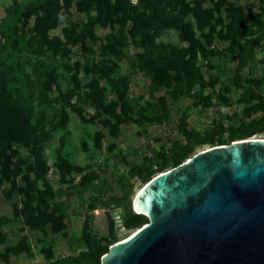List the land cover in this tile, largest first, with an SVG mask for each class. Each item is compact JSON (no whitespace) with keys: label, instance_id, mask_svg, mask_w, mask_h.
Instances as JSON below:
<instances>
[{"label":"rangeland","instance_id":"1","mask_svg":"<svg viewBox=\"0 0 264 264\" xmlns=\"http://www.w3.org/2000/svg\"><path fill=\"white\" fill-rule=\"evenodd\" d=\"M13 1L27 0H0V44L20 60L25 82L11 104L0 77V264L84 255L99 264L111 244L147 221L134 211L132 225L107 198L120 196L127 181L133 198L141 183L128 168L149 156L150 145L199 137L196 153L264 138V107L231 81V42L259 31L260 0H149L137 23L122 14L121 0H39L40 21L29 16L19 33L2 30ZM55 12L69 23L57 24ZM142 25L161 61L145 54ZM22 34L67 51L30 52ZM242 76L264 93L263 44Z\"/></svg>","mask_w":264,"mask_h":264},{"label":"water","instance_id":"2","mask_svg":"<svg viewBox=\"0 0 264 264\" xmlns=\"http://www.w3.org/2000/svg\"><path fill=\"white\" fill-rule=\"evenodd\" d=\"M131 204L147 221L99 264H264V138L196 152L154 175Z\"/></svg>","mask_w":264,"mask_h":264},{"label":"trees","instance_id":"3","mask_svg":"<svg viewBox=\"0 0 264 264\" xmlns=\"http://www.w3.org/2000/svg\"><path fill=\"white\" fill-rule=\"evenodd\" d=\"M264 6V0H260ZM151 6L149 0H137L136 3H132V0H121V12L126 19L131 20L135 23L142 21L146 18V10ZM39 0H27L25 2L13 1L11 7L7 9L6 15L3 19L2 30H6L10 26L13 31L19 33L20 26L26 24V19L35 15L37 21H40L41 14ZM54 21L57 24L69 23L66 18L56 12L52 14ZM63 17V19H61ZM71 29V42H74L77 38V34ZM140 44L145 52V54L153 61H161V58L153 54L149 47V38L147 33V27L141 26L140 28ZM22 39L24 40L23 46L27 48L28 51L37 52H48L51 55H55L59 52L63 53L67 50L62 48L57 50L56 45L51 44L42 37L40 44H34L29 38H25V34H22ZM264 45V9H263V19L260 23V28L257 33L244 38L242 43L237 44L236 42H231V46L235 49V59L236 63L231 69V81L241 92L249 99L255 100L260 106L264 107V93L259 89L251 86L242 76V72L245 70L251 56L254 54L255 50ZM8 45L0 44V77L2 78V92L3 97L6 101L11 104L15 103L20 94L22 93V86L25 82L24 72L21 70V62L17 56L14 54L7 55L6 47ZM59 51V52H58ZM221 73V71H218ZM232 139H230L231 141ZM206 141V140H205ZM208 141H213L212 139ZM202 142L199 137L196 138H186L183 142L180 139H167L166 146H160V148H155L153 146H148L149 156H147L143 162L140 164H134L128 168V178H138L141 186L147 183L154 175L167 170L169 168L175 167L182 161L187 159L194 153L196 146ZM222 144L214 143L213 145ZM140 186V187H141ZM132 189L133 184L131 182H123L120 184V196H112L107 198V203H113L114 206L121 207L126 214V218L129 223L135 225L134 222L135 212L132 209ZM102 252H99L101 255ZM54 264H94V258L90 255H84L80 259L75 258H65L60 261H56Z\"/></svg>","mask_w":264,"mask_h":264},{"label":"bare ground","instance_id":"4","mask_svg":"<svg viewBox=\"0 0 264 264\" xmlns=\"http://www.w3.org/2000/svg\"><path fill=\"white\" fill-rule=\"evenodd\" d=\"M138 194V193H137ZM136 198V197H135ZM134 207H135V205H134ZM135 209H136V211L138 212V213H141V211L140 210H138L136 207H135ZM116 242H114V244H115Z\"/></svg>","mask_w":264,"mask_h":264},{"label":"clouds","instance_id":"5","mask_svg":"<svg viewBox=\"0 0 264 264\" xmlns=\"http://www.w3.org/2000/svg\"><path fill=\"white\" fill-rule=\"evenodd\" d=\"M133 2H135V0H133ZM61 19H63V17H61Z\"/></svg>","mask_w":264,"mask_h":264}]
</instances>
